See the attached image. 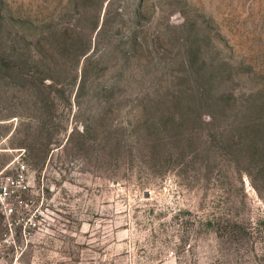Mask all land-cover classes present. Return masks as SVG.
<instances>
[{
    "label": "rangeland",
    "instance_id": "rangeland-1",
    "mask_svg": "<svg viewBox=\"0 0 264 264\" xmlns=\"http://www.w3.org/2000/svg\"><path fill=\"white\" fill-rule=\"evenodd\" d=\"M262 105L264 0H0V264H264Z\"/></svg>",
    "mask_w": 264,
    "mask_h": 264
},
{
    "label": "trees",
    "instance_id": "trees-1",
    "mask_svg": "<svg viewBox=\"0 0 264 264\" xmlns=\"http://www.w3.org/2000/svg\"><path fill=\"white\" fill-rule=\"evenodd\" d=\"M200 101L198 104H188L183 110H187L188 108L191 109H199L203 107L212 108L216 105H218L221 109H227L231 108L234 103L233 101H215L213 98H207ZM202 101V102H201ZM176 105H179V102L176 103ZM247 105H244L246 107ZM264 106V105H262ZM261 106V107H262ZM201 116V112H200ZM214 119L213 117L207 121V125H210ZM239 120H236L238 123L233 124L234 127H232L227 122L225 125H220L219 123V132L229 131L230 127L238 129L241 134L239 136L241 137V140L238 141L237 145V154L239 157L246 158L249 162L252 161V159L258 160L259 158L264 157V117H248L242 118ZM202 121V120H201ZM203 123V121H202ZM214 124V123H213ZM232 124V123H231Z\"/></svg>",
    "mask_w": 264,
    "mask_h": 264
},
{
    "label": "built area",
    "instance_id": "built-area-1",
    "mask_svg": "<svg viewBox=\"0 0 264 264\" xmlns=\"http://www.w3.org/2000/svg\"><path fill=\"white\" fill-rule=\"evenodd\" d=\"M24 171H19L14 175L0 176V207L4 214L9 218L15 212V205L11 199L22 205L24 202L23 193L28 189V183ZM10 229L12 230V222H9Z\"/></svg>",
    "mask_w": 264,
    "mask_h": 264
}]
</instances>
